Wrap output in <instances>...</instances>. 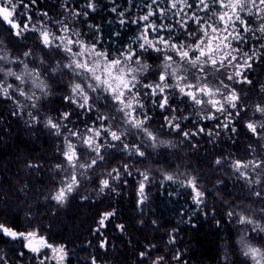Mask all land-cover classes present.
I'll return each mask as SVG.
<instances>
[{"label":"trees","instance_id":"16d2710c","mask_svg":"<svg viewBox=\"0 0 264 264\" xmlns=\"http://www.w3.org/2000/svg\"><path fill=\"white\" fill-rule=\"evenodd\" d=\"M0 264H264V0H0Z\"/></svg>","mask_w":264,"mask_h":264},{"label":"rangeland","instance_id":"374dc122","mask_svg":"<svg viewBox=\"0 0 264 264\" xmlns=\"http://www.w3.org/2000/svg\"><path fill=\"white\" fill-rule=\"evenodd\" d=\"M66 42L67 45L63 51H66L70 62L69 71L66 72L72 76V81H74L71 88L72 93L82 87L88 90L94 88L122 101L124 90L133 85L139 69L132 67L128 63L129 60H108L86 46L75 45L69 40ZM61 43L65 44L63 40ZM34 85H36L34 89L43 92L40 84Z\"/></svg>","mask_w":264,"mask_h":264}]
</instances>
